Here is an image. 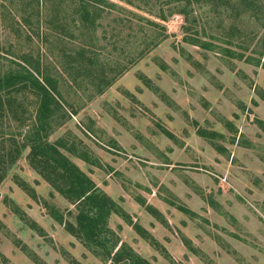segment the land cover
Wrapping results in <instances>:
<instances>
[{"label":"rangeland","instance_id":"rangeland-1","mask_svg":"<svg viewBox=\"0 0 264 264\" xmlns=\"http://www.w3.org/2000/svg\"><path fill=\"white\" fill-rule=\"evenodd\" d=\"M106 2L83 29L78 1L0 0V76L25 56L58 79L65 108L49 140L100 161L67 154L142 228L113 215L120 244L152 264H264V68L221 51L264 62V0H200L189 20L185 2ZM2 97L0 264H106L44 205L76 213L30 160L36 97Z\"/></svg>","mask_w":264,"mask_h":264},{"label":"trees","instance_id":"trees-1","mask_svg":"<svg viewBox=\"0 0 264 264\" xmlns=\"http://www.w3.org/2000/svg\"><path fill=\"white\" fill-rule=\"evenodd\" d=\"M73 1H78L75 11L81 17L76 22L83 24V29L90 26L94 29L97 28V21L101 12L100 6L115 7V4H109L106 0ZM199 1L175 0V2L186 3V8L180 12L185 14L186 20H189L187 8ZM162 20H166L165 16H162ZM186 41L205 50L215 51L216 49L214 44L194 36H187ZM221 51H228L233 59L264 68V62L261 63V59H257L252 55L246 57L245 53L237 54V52H231L226 48H222ZM254 53H257L256 50ZM18 66L17 70L7 71L0 76V99L3 98L2 96L18 92H29L36 97V120L26 137L27 145L31 148L30 160L37 172L49 182L53 190L72 204L76 211L74 213L68 210L67 213H64L44 200L48 213L55 221L64 226L69 234L77 238L90 253L106 264H152L127 243L120 244L121 240L117 232L110 227V221L113 215H118L132 225L136 231L141 233L142 228L134 224L131 216L121 208L117 201L102 190L93 178L83 171L67 154H73L98 167L102 166L100 161L91 157L85 149H77L75 148L77 147L76 144L67 143L63 139L50 142L49 137L54 117L65 108L58 79L48 74L43 75L40 70L32 66L30 60L25 56L20 59ZM113 83L114 81L111 84H104L103 89L98 90L99 93H104ZM198 134L211 142L218 135L217 132H209L204 129H199ZM216 149L221 150L219 146H216ZM16 152L19 154L21 150L16 148ZM15 162L16 158L12 160L11 165ZM18 183L34 200L38 199L35 191L26 182ZM146 208L149 212L155 214L152 207L146 206ZM179 209L186 212L185 208ZM21 220L24 221L22 216ZM31 225L33 228H37L36 223ZM39 229L42 233L43 229Z\"/></svg>","mask_w":264,"mask_h":264}]
</instances>
